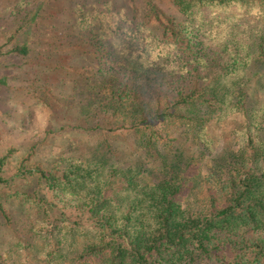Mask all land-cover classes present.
Listing matches in <instances>:
<instances>
[{"label": "trees", "instance_id": "1", "mask_svg": "<svg viewBox=\"0 0 264 264\" xmlns=\"http://www.w3.org/2000/svg\"><path fill=\"white\" fill-rule=\"evenodd\" d=\"M167 1L189 16L216 4L264 9V0ZM129 6L131 14L122 19L127 17L129 24L122 35L136 39L137 52L155 45L170 49L177 66L175 82L158 85V68L151 70L127 56L112 61L131 72L103 64L89 74L79 71L90 95L74 92L73 126L103 136L125 135L150 157L151 168L137 163L133 171L120 170L118 178L119 186L135 190L140 186L136 172L153 175L137 200L146 201L147 215L136 213L134 199L120 214L109 209L105 193L116 177L110 169L99 174L107 160L102 146L100 154L91 155L96 164L73 162L61 168L27 165L24 158L8 170L0 156V193L26 191L46 206L47 247L40 264H264V168L259 167L264 127L247 132L244 145L224 150L209 162L203 149L187 151L226 97L231 108L247 114V87H227L221 79L242 56L235 50L220 58L221 52L228 53L224 42L212 48L201 45L194 27L168 15L157 0H133ZM29 23L20 21L6 39L10 46L3 51L9 60L27 57ZM262 48L261 42L255 44L258 54ZM253 57L255 67L260 58ZM261 61L264 64V58ZM257 82L264 87V76ZM77 188L83 189L82 202L64 195ZM4 213L0 201V214ZM75 232L81 233L79 238L73 237ZM68 235L78 241H68Z\"/></svg>", "mask_w": 264, "mask_h": 264}, {"label": "rangeland", "instance_id": "2", "mask_svg": "<svg viewBox=\"0 0 264 264\" xmlns=\"http://www.w3.org/2000/svg\"><path fill=\"white\" fill-rule=\"evenodd\" d=\"M131 2L133 0H0V79L5 80L0 81V156L5 158L8 170L24 158L27 165L61 168L73 162L96 164L91 155L100 154L98 147L102 146L107 160L99 174L110 169L116 177L105 193L109 209L120 214L134 199L136 213L147 215L146 201L137 200L143 198L141 190L145 184L155 179L146 171L151 168L150 157L133 146L125 135L103 136V133L82 131L73 126L72 105L77 100L74 92L84 90L90 95L84 84L86 77L79 76V71L89 74L103 64L131 72L112 61L114 57L119 60L127 56L143 62L151 70L158 68V85L175 82L177 66L170 49L155 45L137 52L133 43L136 39L122 35L129 24L127 17L123 22L122 19L125 14H131ZM157 4L168 15L194 27L201 45L212 48L217 47V42H224L228 53L221 52L220 58H227L235 50L242 56V61L221 79L227 87L233 88L235 84L247 87V114L231 108L226 97L219 111L190 141L187 151L201 148L209 162L224 150H237L244 145L247 132L264 127V87L257 82L264 76L261 63L264 9L237 3L216 4L189 16L181 14L167 0H157ZM22 20L32 25L27 39L31 48L24 61L9 60L6 58L9 55L3 51L10 46L6 39ZM257 42L263 46L260 54L254 49ZM247 46L249 51L245 52ZM254 55L260 58L255 67L251 65L256 58ZM137 163L146 168L136 172L140 186L135 190L119 186V171L127 167L133 171ZM259 167L264 168V159ZM87 181H91L90 178ZM21 187L28 188V185L21 184ZM24 192L0 193L5 212L0 214V264H40L46 250V206ZM64 195L71 201L84 200L82 188ZM77 235L81 233L75 232L73 237L79 238ZM67 237L68 241H78Z\"/></svg>", "mask_w": 264, "mask_h": 264}]
</instances>
